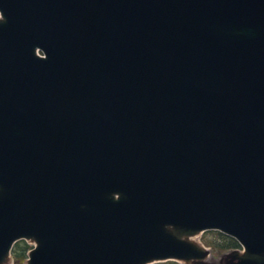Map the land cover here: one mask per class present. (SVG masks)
I'll list each match as a JSON object with an SVG mask.
<instances>
[{"label": "water", "instance_id": "obj_1", "mask_svg": "<svg viewBox=\"0 0 264 264\" xmlns=\"http://www.w3.org/2000/svg\"><path fill=\"white\" fill-rule=\"evenodd\" d=\"M208 231L264 264V0H0V264H214Z\"/></svg>", "mask_w": 264, "mask_h": 264}, {"label": "rangeland", "instance_id": "obj_2", "mask_svg": "<svg viewBox=\"0 0 264 264\" xmlns=\"http://www.w3.org/2000/svg\"><path fill=\"white\" fill-rule=\"evenodd\" d=\"M221 239H222V237L220 235H218L217 232L215 233V232L210 231V232H206V233L200 235L199 237L195 238L194 240L197 243L202 244L203 246H205L206 248H208L210 250L209 261L211 263L219 264L221 258L225 254H227L228 252L231 251V250H222L220 248L215 247L214 245L211 246L210 243H218V242H220ZM26 244H27V247H29L30 249H32L34 247V245L31 243L27 242ZM13 264H15L14 260H13ZM177 264H185V263L178 262Z\"/></svg>", "mask_w": 264, "mask_h": 264}, {"label": "trees", "instance_id": "obj_3", "mask_svg": "<svg viewBox=\"0 0 264 264\" xmlns=\"http://www.w3.org/2000/svg\"><path fill=\"white\" fill-rule=\"evenodd\" d=\"M217 233L218 235L222 237V239L218 243H210L211 246L214 245L215 247L220 248L222 250H234V249L240 248L239 244L234 239L228 236H225L219 232ZM29 249L30 248L27 247L26 242H20L19 244L16 245L15 250L13 251L16 264H24L26 260V255ZM159 264H177V263L176 262H165V263H159Z\"/></svg>", "mask_w": 264, "mask_h": 264}]
</instances>
